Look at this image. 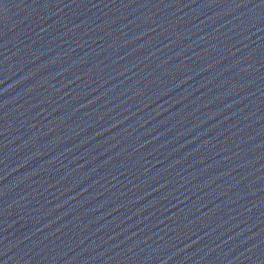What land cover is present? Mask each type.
Masks as SVG:
<instances>
[{
    "label": "water",
    "instance_id": "water-1",
    "mask_svg": "<svg viewBox=\"0 0 264 264\" xmlns=\"http://www.w3.org/2000/svg\"><path fill=\"white\" fill-rule=\"evenodd\" d=\"M0 264H264V0H0Z\"/></svg>",
    "mask_w": 264,
    "mask_h": 264
}]
</instances>
